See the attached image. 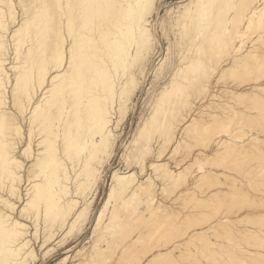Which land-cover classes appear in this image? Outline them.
Returning a JSON list of instances; mask_svg holds the SVG:
<instances>
[{
	"label": "bare ground",
	"instance_id": "obj_1",
	"mask_svg": "<svg viewBox=\"0 0 264 264\" xmlns=\"http://www.w3.org/2000/svg\"><path fill=\"white\" fill-rule=\"evenodd\" d=\"M1 1L2 0H0V3L3 2L2 4L4 5V13L8 14L9 16L14 15L15 13L12 10V7H14L12 6L14 4L13 0ZM34 1L37 2V0ZM34 1H32L31 4L33 8L35 7L33 5L35 4L33 3ZM225 1H222V8L219 6L221 9H218L219 7L211 3L212 0H188L187 6H185L183 10L179 12V18L183 17V20L180 21L177 28L179 40L177 39L178 41L176 43V46L178 44L176 64L170 72L167 81H165L163 86L161 85V90L157 94L146 119L138 127L136 136L132 140L134 143L137 141L140 142V146H137V150L132 156V161L139 164L141 171L145 169V165L147 164L145 161L146 152L148 149H150L151 144L153 146V141H151L152 136L149 135V129L150 127L154 128V126H156L155 129L159 130L158 136L154 137V142H157V144L161 147L163 145L166 146L169 143H171L170 148L174 145H179V143L182 141V138L185 140V136L188 135L189 131L193 130L195 135L192 132V136L194 138L196 137L195 139L202 136L204 137V135L199 136V134L201 135L204 132V128H209L206 130L210 132V135L206 132L210 136L209 137L207 135V139L211 141L210 143H214L213 145L215 148L213 147L211 150H214L212 153L216 152V155L217 153L218 155H229L230 153H233L232 151H234V153L238 152L240 149L245 147L246 143L249 144V142H253V140L257 142H264V135L260 134L261 132H264V112L260 110H257V112L254 111L256 113L250 112L248 110L246 111L244 109L246 108V106H244L246 104L240 100L239 102L237 101V97H239L241 93H246L244 90H249L252 93L250 96L262 103V101H264V79L247 86H244L240 83H235L234 85H225L220 87L224 92L219 94L216 84L220 77H210V73L212 72L211 67L213 65L210 63V53H218L219 50L221 52L220 48L225 51L223 44L228 43V39L230 37V43L232 41L236 49L238 47H236L238 43L235 42L237 37L239 38V42L241 39L243 42L242 36L244 33L246 36L248 34V39L250 38L249 34L252 31L262 28V31H259L257 41L260 39L264 43V24L260 22L264 16V0H248L250 2L243 0V2L245 1L244 4L241 3L242 0H231V2L228 0L230 3ZM23 2L24 1L22 0L20 4L21 6ZM17 3L19 4L20 2ZM41 4L43 5L42 7L40 6ZM223 4L225 5V9L227 8L226 10H223ZM38 5L40 7L38 6L39 8H34L35 12L41 11V13L34 12L33 14H31L34 11L32 6L30 7V9H32L31 12V10L29 11L25 5L27 8L26 11L31 13L26 12L28 13L26 14L25 11H21L22 14L20 12V18H18L19 16L16 18L13 17L16 20L14 23L15 25L11 30L8 31V27L4 25L6 31L8 32L4 31L5 28L3 27V24L0 23V39L3 38L5 34H9L8 36L10 39H12V42H20L22 39H19V36H21V33L24 31L26 32V28L29 31L28 27L30 24H32L30 22H33L34 24H37L38 22L36 25V30L31 31L33 33H39L38 36L33 39H29L30 37L28 36L29 38L25 40L23 39L22 42H20L22 45L25 42L30 43V46L27 45V51L24 50V52H26L24 57L21 56L22 58L20 57V53L18 51L20 44H17L16 42L15 45L13 43L15 45L13 48V53L15 54L12 63L8 67L6 66V57H2L0 54V264H32L35 257V249L30 240V229L28 224L24 221L25 219L30 220L34 225H38L42 220L43 233L42 239L40 240V246L47 244L54 237V235L57 234V231L59 232L61 230L62 233L65 231L64 234H67L75 229H80L85 220L88 219V210L89 207H91L95 191L97 190L96 188L98 181L100 179L102 159H108L112 155L114 148V135L112 133V122L115 116L114 114H116V112H120L127 106V103L129 102L130 97L134 93L135 89L141 85L140 82L142 77H135V73L130 72L124 74L123 77H119L116 75V72L120 69H122L124 72L126 69L130 68L132 65H136L139 62V65L141 66L140 74L141 76L145 75L148 71L147 61L153 54L156 43V40L151 33V21L149 18V15H151L154 10L155 0H41V2L39 0ZM1 7L0 13L3 12ZM25 7L22 9H26ZM2 18L3 16H1V20ZM235 21H239V24H236ZM259 23L262 24L260 27L258 26ZM235 25H239L237 26L238 28L235 27ZM31 27H35V25ZM31 27L30 29H35ZM50 29L53 30L52 32L54 33V36L51 34L53 37H50V40L54 39V42L55 40L56 42L59 40V45L61 42H63V45L61 43V47L58 48L62 49L63 47L66 53L63 50L59 51L58 48H55L59 51L57 52L58 55L53 53L51 56L49 54L50 57H43L44 52L47 50V47L45 50V46L43 45H46V43L49 42L47 41L45 43V39L47 40L46 34L51 33ZM232 30L235 31L232 32ZM46 31L49 32L46 33ZM59 32L61 37L60 35L58 36ZM229 33L231 34L230 37L228 36L230 35ZM32 37L34 36H31V38ZM54 42L49 43H52V45L50 44L52 47H57L58 44ZM256 42L251 41L250 45L247 46L246 49H248V52L245 51L247 56H245V53L243 55L244 51L239 50L238 48L237 49L239 51L236 49L237 53L239 52L238 55L235 52L236 50L233 51L235 52L233 58L236 55V57H238L239 54H241L240 52H242L241 55L245 57H243V61L238 62L236 65L237 68L242 67L246 63L248 64L250 61H256L255 63L260 60L262 61L261 58H263V55H259L256 52ZM38 44H43L40 45V47L43 46L41 48L38 46L42 51L40 50V52L32 54L33 47L36 48ZM231 44H229V46L226 44L227 48H229ZM132 45L133 49L131 51L129 49ZM240 45L243 46L241 42ZM219 46L220 48H218ZM5 47L7 49V46L3 45L2 47L0 44L1 52H3L2 48ZM49 47L50 46L48 45V48ZM215 48L218 49L215 50ZM6 49L5 52H7ZM213 50L214 52H212ZM35 51H37V49ZM54 51L56 53V50ZM164 52L165 49L163 46H161V54L159 56L160 58L158 57L159 59L163 57L165 54ZM226 52L228 51H225V54ZM214 56H212V58H214ZM216 57L217 56H215V58ZM238 58L236 60H238ZM241 58L239 59L242 60L243 58ZM257 58H259V60H256ZM27 59L31 60V63L28 61L29 64H27ZM231 60L232 62L235 61V59ZM230 61L224 68L225 71L228 67L230 69V66H233L230 70L231 72L233 68L234 71L236 70L234 67L235 65H233V63ZM235 62L237 63V61ZM209 63L211 64V67L209 66ZM261 63L258 62L257 65L260 66ZM249 66L251 65L249 64ZM254 66L253 69L250 68L251 70H249V72L254 70ZM8 68L14 71V82L11 88V101L16 113L10 112V110H8L7 103H5L7 101H4L7 99L6 87L9 81ZM246 68L248 69V66H246ZM192 69L194 74H192ZM244 69L245 68H243V70ZM247 69L243 72H246ZM221 70L218 71L225 72L224 70ZM257 70L259 71V68ZM189 71H191V73L188 75ZM26 72H31V74H26ZM22 74L25 77H21ZM252 78H254V76ZM252 78H250V81H252ZM258 78L261 77L259 76ZM189 93H192L195 97L202 96L206 98L204 100L203 107L198 108L197 110L193 109L188 118L182 122L186 116V113H188L190 110L191 105V103L189 104L182 97L183 95L187 96ZM174 94H176V97H170L174 96ZM243 96L244 95H241V97ZM251 105L249 106L251 107ZM253 107H251L252 109L249 110H253ZM161 111H163V113L160 114ZM182 111H185L184 114H182ZM14 118H18L17 121L14 120ZM254 118L257 120V123L254 121ZM250 120L256 123V127L252 126V128H250L248 125L251 130L242 131V133L244 132L243 135L242 133L240 135L242 143L236 144V138L239 136L238 132L244 130L242 125L246 121L251 122ZM219 126L224 127L222 128L224 130L223 133H219L221 131L218 132L215 130V127L217 129ZM170 151L171 150L168 151V156L172 154ZM241 151L242 150H240V152ZM262 153H264V151ZM160 155V150L155 151L154 156L156 158L150 160L148 165L149 169H151L155 176H151V174H144L142 177L137 178V174L134 170H129L126 172L114 170L111 175L110 185L102 202L101 208H99L95 214L92 226L93 232L96 230V227L103 218L106 207L109 204L111 198L115 195L118 198V195L126 193L124 200L135 196L140 197L143 195L142 197L138 198L140 201L138 204H143L145 208L149 207L151 204H162L159 203L161 202L160 198L156 197L157 195H155V192L157 191L155 190V178L157 180H161V185L163 187L164 183L167 181L175 182V180L178 178L177 175L179 174L180 170L176 168V164L173 165V169L169 167L165 168L167 162L160 160L158 158ZM201 155L206 154L203 151H198L197 153L192 154V160L199 158ZM222 159L224 160V158ZM228 162L231 161L229 160ZM221 163L219 162V164ZM163 166L164 170L158 171L159 168H162ZM219 166L220 165H218V167ZM226 166L227 165H225L224 168H226ZM218 167L216 166V168ZM253 169L255 168L253 167ZM226 170H228V168ZM232 170L235 172V169ZM239 171L240 170L238 169L237 172L236 169L237 175ZM248 171L252 172L251 169L247 170V172ZM258 171H261V169H258ZM213 172L214 171H211L209 173ZM241 172H243V170ZM254 172L255 170H253V173ZM220 173L222 177L223 174L222 172ZM250 174L252 175V173ZM206 175L208 174L202 173L199 176L197 180L202 181V183L199 185H197L199 181L195 180L197 176H194L195 179L192 180V182L189 181L190 183L188 182L186 184L187 186L182 189V193L185 192L187 194V192H190L189 190L191 189V184L193 192L197 186L201 188L202 191L201 193H197L198 195L205 193L207 191L206 189L208 188V185L206 183L204 184ZM212 175L214 177V174ZM165 176L166 179L164 178ZM227 176L229 177L231 175ZM211 177H209V179ZM232 177L233 176H231V179ZM162 179L164 181H162ZM214 180H216L215 177ZM217 180L216 181L219 182V179ZM232 180L236 181L234 177ZM258 183L262 185L261 182ZM232 185L234 186V184ZM238 190L239 188L236 190L237 193H235H239L241 195V189L239 192ZM226 193L228 194L229 192ZM192 194L194 195V193ZM214 195L217 198L218 194ZM165 196L167 195L165 194ZM188 197L190 198V196ZM175 198H177V196L171 197L172 202L175 200ZM212 198H214L213 195ZM212 198L209 196V199L204 198L206 199L204 201L210 200ZM199 201H201V198ZM199 201L197 200L195 203H200L203 205L204 201ZM18 202H20V206ZM207 202L206 204H211L213 201L210 200L209 203ZM223 204L224 203H222V205ZM199 206L200 205H198V207ZM18 207L20 208L18 209ZM15 213L18 214L15 215ZM214 213H216V211ZM243 215H241V217ZM247 216V218H251L252 215ZM117 217V211L113 212V209H111L108 217L109 227ZM257 217L255 216L254 218ZM259 218H261V216ZM228 219L229 218L226 217V219H222V222H226ZM236 220L237 218H235V221ZM238 221L239 223L241 222L239 219ZM245 221H248V219ZM258 222L260 223V221ZM230 223L232 224V222H229V224L227 223V226H231ZM193 224L194 226L198 225L197 222H194ZM217 224L215 223L214 225ZM242 224L243 225L241 226L244 227V223ZM214 225H211L208 228H201L200 231L193 229L192 234L195 236L196 234H201L203 231L206 232L208 229H213V232L215 231V228H213ZM219 226L222 227L220 223ZM221 227L220 229H225V225L224 228ZM235 227H233V231H235ZM130 229L127 228L128 231ZM216 229L219 231L218 226ZM236 229L238 230V228ZM239 231L240 230L237 232ZM245 231L246 229H243L244 233ZM214 233L215 235L218 234V232ZM247 233L249 234V232ZM247 233L244 234V238L246 236L249 238ZM253 233L249 235L252 236ZM242 235L243 234L241 233V237H243ZM255 236L257 240V236L259 235L256 234ZM254 238L253 240H255ZM200 239L204 240V238ZM96 245L97 244H93L91 251L88 253L89 256L86 257L84 261H82L83 263H86V261L90 262V260H93L94 255L98 254L97 252L102 251L100 245ZM154 247H156V245H154ZM173 247L175 249L176 245L172 246L170 249H173ZM258 247L260 248V246L257 245V248ZM78 251L79 250H76L75 253H73V257L76 255V253H78ZM164 251L165 250L161 249L155 250L148 257L146 256L147 258L143 264L152 263L154 260L152 258L154 257L155 262L153 263H156V256H160L161 254L165 255L168 250L166 252ZM244 251L243 252L247 255L253 253L251 250L247 249ZM239 252L241 253V250ZM207 253L209 254V252ZM254 253L257 254L250 257L251 263L260 264V259L258 258H260L261 253L256 251ZM68 255L69 254L62 257L59 263L64 262ZM262 258L263 257H261V259ZM159 259H161V256L158 258L157 262H159ZM232 259L233 258H231V261ZM227 262L228 261L224 263ZM246 263L248 262L246 261Z\"/></svg>",
	"mask_w": 264,
	"mask_h": 264
},
{
	"label": "rangeland",
	"instance_id": "obj_2",
	"mask_svg": "<svg viewBox=\"0 0 264 264\" xmlns=\"http://www.w3.org/2000/svg\"><path fill=\"white\" fill-rule=\"evenodd\" d=\"M16 1L20 2V3L18 4ZM23 1H24L23 2L24 7L26 5L28 10L29 11L31 10V12H32V9H30V7L32 6L31 5L32 1H34V0H23ZM222 1H225V0H212L211 3L213 5H216L217 7L220 6L222 8V6H221ZM226 1L228 3L231 2V0H229L230 2L228 0H226ZM245 1H248V0H245ZM245 1L243 2V0H242L241 3L244 4ZM21 2H22V0L21 1L13 0L14 4L12 6H14V7H12V10L14 11L15 14L13 13L14 15H12V16H9L8 14L4 13L5 11H4V5L2 4L3 2L0 3V7L2 6L1 8L3 9V12L1 11L2 13H0V15L3 16V18H2L3 21L1 20V16H0V23L3 24V27H4V25L6 27H8V31L11 30L15 25L14 23H15L16 19H14V18H16L17 16H19L18 18H20V12L21 11H25V13L26 12L31 13L29 11H26L27 10L26 7H25L26 9H22L24 7H23V4H22V6L20 5ZM37 2L39 3V0H37ZM37 2H35V1L33 2V3H35V4H33L35 6L34 7L35 9L39 8L40 6L41 7L43 6L42 4L39 6ZM40 2H41V0H40ZM248 2H250V1H248ZM187 4H188V0H155L154 10L151 13V15H149V18L151 21V26H150L151 33H152V36L155 38L156 43L154 46V52L147 61L148 71L146 72L145 75L141 76V74H140L141 66L139 65V62H138L136 65H132L130 68L126 69L124 72L122 69H120L116 72V75L119 77H123L124 74H126V73H130V72L135 73V77H137V78L142 77L141 82H140L141 85H140V87H137L135 89L134 93L130 97V100L128 102L129 104L127 103V106L125 108H123V110H121L120 112H116V114H114L115 116H114L113 122H112V126H113L112 127V133L114 135V138H113V147L114 148H113L112 155L108 158L109 160L106 158L102 159V162H101L102 166L100 168L101 169L100 179L98 181V185L96 188L97 190L95 191V195L93 197L91 207H89V210H88V219L85 220V222L82 224L80 229H75L70 233L64 234L65 231L63 233L61 232V230L59 232L57 231V234L54 235V237L47 244L42 245V246H40V240L42 239V233H43L42 220L38 225H34L30 220L25 219L24 221L28 224L29 229H30L31 235L29 237H30V240H31L32 244L34 245V249H35V257L33 259L32 264H57V263L58 264H75V263L76 264H95V263L96 264H122V262H123V264H135V263L136 264H143V262L146 260V258L152 252H154L157 249L165 250L164 252H166L167 250L168 251L166 252L165 255L164 254L160 255L161 259H159V262H157V260H158V258H160V256H156L157 257L156 263H153V262H155V257L152 258V259H154L153 262L151 261L153 264H194V262L198 261V260H203L204 264H209V261H211L212 264H218V263L219 264H227L228 262H229L228 264H234V263L235 264L236 263H238V264H242V263L243 264H248V263L252 264L250 257L257 254V253H254L255 251L261 253L260 258H258V259H260V264H264V259H263L264 258V250H263L264 249V241H263L264 240V236H263L264 235V222H263L264 221V202H263L264 201V159H262V158H264V155H263L264 153H262L264 151V142H257L255 140H253V142L255 141L254 143L249 142V144H247L246 143L247 141H246V142H244V143H246L245 147H243V149H240L242 151L240 152V150H239L238 151L239 153L238 152L234 153V151H232L233 153H230L232 155H230V154L229 155H223V154L218 155V153L216 155L215 154L216 152L212 153V152H214V150H211L214 147V145H213L214 143L213 144L210 143L211 141H209L207 139V135L208 134L210 135V132H208L206 130L209 128H204V132L201 135L199 134V136L204 135V137L203 136L198 137L197 139H195L196 137L194 138L192 136L193 134L195 135L194 130L189 131L188 135L185 136V140L182 138V141L179 143V145H177V146L174 145L175 147L173 146L170 148L171 143H169L166 146L163 145L161 147L160 145L157 144V142H154V137L158 136V134H159V130L155 129L156 126H154V128L150 127V129H149V135L152 136L151 141H153V146H152V144H151L152 142H151L150 143L151 147L146 152V155H145L146 160L145 161L147 164L145 165V169L143 171H141L139 164L132 161L133 160L132 156L135 154V152L137 150V146L138 147L140 146L139 141L134 143L132 140L136 136L138 127L146 119V117H147V115H148V113H149V111H150V109H151V107H152V105L156 99L157 94L161 90V87L164 85L165 81H167L170 72L172 71L174 65L176 64L177 51H178V49H177L178 44L176 46V43L179 40L178 39L179 33L177 31V28H178V24L180 23V21L183 20V17L179 18V14H180L179 12L182 11L183 8L185 6H187ZM224 4H223V6H224L223 10H226L227 8L225 9ZM36 5H37V7H36ZM161 6H163V7H161ZM220 7L218 9H221ZM32 8H33V6H32ZM35 9L31 14H33L35 12ZM41 10H42V8H41ZM36 11H38V10H36ZM28 13H26V14H28ZM35 13H41V11L35 12ZM21 14H22V12H21ZM31 14H29V15H31ZM10 18H11V20H10ZM37 19H39V18H37ZM57 19H58V17H57ZM11 21H13V22H11ZM235 22H236V24H239V21H235ZM260 22L262 24H264L263 23L264 22V16H263L262 21H260ZM30 23H32L33 25L30 24V26L28 27L29 31L26 28V32L24 31L23 33H21V36H19V39L25 40L29 37H30L29 39H33V38L38 36L39 33L35 32L36 33L35 34L32 32L33 30H36V28H37L36 25L38 24V22H37V24H34L33 22H30ZM257 24H258V22H257ZM262 24L259 23L258 26L260 27V25H262ZM34 25H35V27H31ZM237 26H239V25H235V27H237ZM30 27L35 28V29H30ZM22 30H24V29H22ZM4 31H6V28ZM8 31H6V32H8ZM52 31L53 30H51V29H50L51 33H47L49 31H46L47 40L45 39V43L47 41L54 42L53 41L54 39L50 40L54 36V33ZM233 31H235V30H232V32ZM259 31H262V28H260V29L258 28V29H255L254 31H252L253 33L251 32L252 34L251 33L249 34L250 38H248V39H247L248 34L246 36V34L244 33L245 37H244V35L242 36L243 42L241 41L242 39L240 40V42H241V44H243V46L240 45L238 37L235 39V42H237L239 44V45L237 44L236 47L238 46L237 48L239 50L244 51L243 55L245 53V56H247L246 52H248V49H246V48L248 45H250L251 41H255V42L257 41ZM248 32H249V30H248ZM24 33H27V34H24ZM8 35L9 34H5V36L3 38H1L2 40L0 39L1 40L0 41L1 46L2 47H3V45L7 46V49H6V47L2 48V51L5 54L3 52H1V50H0V54L2 55V57H6V66L7 67L13 61L14 54H15V53H13V48L15 47L16 42H17V44L19 43L20 45H22V43H20V42H22V40L20 42L19 41L12 42V39H10V37ZM59 35H60V32H59L58 36ZM24 36H25V38H24ZM31 36H34V37L31 38ZM228 36L230 37L231 34ZM228 36H227V39H228ZM60 37H61V35H60ZM230 38L228 39V43L223 44V48L225 49V51H228V52H226V54H225V51L222 48H220V46L218 48L221 49L222 53L220 52V50H219V52L216 51L218 53H212L211 54L209 52L211 55V57L209 55V57L211 58V60H210L211 62L210 61L209 62L211 64H213L211 67V64L209 63L210 64L209 66L211 67V70H212V72L210 70V72H211L210 77H213V78L214 77H220L219 78L220 81L218 80V82L216 84V87L218 88L217 90H218L219 94H222L224 92L220 88L222 86L234 85L235 83H240V84H243L244 86L245 85L247 86L249 84H252L254 82H259L262 79H264V47H263L264 43L260 39H259V41L256 42L257 43L256 52L259 55H263V58L260 57L262 59V61L261 60L258 61L260 63L262 62L260 64V66L257 65L258 62L255 63L256 61L255 62L250 61V62H248V64L246 63L247 65L245 64L242 67L238 66L239 68H237L236 65L238 64V62L243 61L245 57L243 55H241L242 52H240L241 54H239V56H238L239 58L244 57L243 59L241 58L242 60H240L238 57H236L239 52L237 53L238 49L237 48H236L237 50L235 49L233 42L231 41V43L233 45L230 43V40H231ZM157 41H159L160 43ZM49 42H47L46 45ZM54 43L58 44L59 40H57V42L55 40ZM61 43L63 45V42H61ZM61 43H60V45L58 44L57 47H52L51 46L52 43H49L48 44L50 46L49 48H48V45L46 46L45 44L44 45L38 44L36 46V48L33 47L32 54L33 53L36 54V53L40 52V50H41V49H39L40 45L45 46L44 47L45 50L47 47V50L46 51L44 50L45 52H44L43 57H50L53 53L58 55L57 52L62 51V50L66 53V51L64 50L63 47H62V49L58 48V47H61ZM226 44L228 46H229V44H231V46L229 48H227ZM20 45L18 47V49H19L18 51L20 53V57L21 56L24 57L25 56L24 54L27 51L26 50L27 45L30 46V43L25 42L22 46H20ZM133 45L130 47L129 50L132 51ZM43 46H41V47H43ZM161 46H163V48L165 49V52H164L165 54L163 55V57L161 59H159L160 58L159 56L161 54ZM233 47H234V49H233ZM55 48H58L59 51ZM218 48H215V50H217ZM5 49L7 52H5ZM36 49H37V51H35ZM24 50H26V51L24 52ZM54 50H56V53ZM234 50H236L235 52L237 55L234 56V58H233V55H235V52H233ZM212 52H214V50ZM6 54H7V56H6ZM49 54H50V56H49ZM59 54H61V53H59ZM214 55L217 57L215 58ZM212 56H214L215 59L212 58ZM209 57H208V59H209ZM237 58H238V60H236ZM231 59H235V61H237V63L235 61L232 62ZM246 59H247V57H246ZM256 60H259V58H257ZM28 61L31 63V60L27 59V64H29ZM229 61L232 62L233 65H235L234 66L236 69L235 71H234V68H233L232 72L230 71L233 66L232 67L230 66V69H229V67L226 68V71L224 70V68L226 67V65L228 64ZM252 62H253V64H252ZM234 63H236V64H234ZM249 64L251 66H249ZM254 65L258 66L260 72L257 70L258 69L257 66H254ZM213 66L215 67V69ZM246 66H248V69L246 68ZM253 66H254V70L249 72V70H251L250 68L253 69ZM243 68H245L244 70L247 69L248 72L247 71L243 72L244 71ZM260 68H262V69H260ZM221 69L224 70L225 72H223ZM218 70L219 71L221 70L222 72H219ZM233 71H234V74H233ZM13 72H14L13 70L8 68L9 81H8L7 87H6L7 99L4 101H7L5 103H7V105H8V110H10V112H12V113H16L15 108L12 106V101H11L12 100L11 88H12V84L14 82L13 81V77H14ZM217 72H219V73H217ZM258 72H259V74H258ZM189 73H191V71L188 72V75H189ZM26 74H31V72H29V73L26 72ZM192 74H194L193 69H192ZM217 74H218V76H217ZM24 75H25V73H24ZM24 75L22 74L21 77H25ZM253 76H254V78H252ZM259 76L261 78H258ZM250 78H252L251 79L252 81H250ZM244 91H246V93H245L246 95L244 93H241V95H244V96L241 97V95H240L239 97H237L238 102L240 100L244 104H246V105L243 104L244 106H246V108H244V107L243 108L246 111L248 110L250 112H254V111L257 112V110L264 112V101H262V103H260L258 100H256L255 98L253 99L250 96V94H252V93L249 90H244ZM191 94L192 93H189V94H187V96L183 95V97H182L189 104L191 103L190 110L188 111V113H186V116L184 117L182 122L186 118H188L189 114L192 113L193 109L197 110L198 108H202L203 104H204V100L206 98V97H202V96L195 97L193 94L192 95ZM170 97L174 98V97H176V94H174V96H170ZM241 98H242V100H241ZM255 102L256 103L259 102L260 104L259 103L256 104ZM249 103H251L252 105ZM240 104H241V102H240ZM253 104H254V107H253ZM262 104H263V106H262ZM249 105H251V107H253V110H249V109H252ZM261 108H263V109H261ZM165 110H167V109H165ZM182 112H183L182 114H184L185 111H182ZM256 112H254V113H256ZM161 113H163V111H161L160 114ZM17 119L18 118H14V120H16V121H17ZM252 121H253V118H252ZM252 121L251 122H248V121L244 122V124L242 125L244 130H241L238 132L239 140H238V138H236V144L242 143V140L240 139L241 138L240 135H241L242 131H245V130L249 131V130H251L250 128H252V126L256 127V123H257L256 121L257 120H255V118H254V121L256 123L252 122ZM248 125L250 126V128ZM178 126H177V128H178ZM177 128H176V131H177ZM222 128H224V127L219 126V128H217V129L215 127V130H217L218 132L221 131L219 133H223L224 130ZM192 132H193V134H192ZM243 134H244V132L242 133V135ZM260 134L264 135V132H261ZM126 144H128V145H126ZM203 147H205V148H203ZM157 150L161 151V155L158 158L164 162H167L165 165V168L169 167V168L173 169L174 168L173 165L176 164V168L178 170H180L179 174L177 175L178 178L175 180V182H177V183L167 181L164 183V186L162 187L161 180L160 179L157 180L155 178V183H156L155 184V190H157L155 192V195H157L156 197L160 198L161 202H159V203H162V204H160V205H152L151 204L149 207L145 208L143 204H138L140 202L138 200V198L142 197L143 195L140 197L135 196V197L128 198L125 200H124V197H125L126 193L118 195V198L115 195L111 198L109 204L106 207L105 214H104L103 218L101 219L98 226L96 227V230L93 232L92 226H93L95 214L99 210V208H101L102 202H103V200L107 194V191H108V188L110 185L111 175L114 172V170H117L119 172H126L129 170H134L137 174V178L142 177L144 174H151V176H155L153 174V172L151 171V169H149L148 165H149L150 160H153L154 158H156L154 156V154H155V151H157ZM169 150H171L170 152H172V154L170 156H168ZM243 150H245V151H243ZM257 150L258 151L261 150V151L258 152ZM198 151H203L206 155H201V156H199V158L192 160V154L197 153ZM214 154H215V156H214ZM238 155H240V156H238ZM222 158H224V160ZM233 158H234V160H233ZM236 158H238V159H236ZM126 159H128V160H126ZM229 160L231 162H228ZM24 161H25V159H24ZM217 161H219L220 163L222 161V163L219 164V162H217ZM233 161H234V163H233ZM177 162H178V164H177ZM235 162H237V163H235ZM191 163H192V165H191ZM257 163H258V165H257ZM214 164H216V165H214ZM218 165H220V166L218 167ZM225 165H227L226 168H224ZM216 166L219 169L216 168ZM250 167H252V168H250ZM253 167L255 169H253ZM227 168H228V170H226ZM249 168L252 170V172L251 171L247 172V170H250ZM232 169H235V172ZM236 169H237V172H238V169L240 170L238 175L236 173ZM258 169L259 170L261 169V171H258ZM161 170H164V166L162 168H159L158 171H161ZM210 170L214 171V172L209 173V172H211ZM242 170H243V172H241ZM253 170H255L254 173H253ZM181 171H182V173H181ZM220 172H222L223 178L221 177ZM202 173L208 174V175H206V179H204V184L206 183L208 185V188L205 187V188H207L206 189L207 191L205 193L198 195L197 193L202 192L201 188L196 186L197 188L195 187V190L193 192L192 191V184H191L190 185L191 189L189 190L190 192H187V194L185 192L182 193V191H183L182 189H184V187L187 186L186 184L189 181L192 182V180L195 179L194 176L195 177L197 176V178L195 179V180H197ZM245 173H249V174H245ZM250 173H252V175ZM212 174H214V177L216 178V180L219 179V182H217L218 180L217 181L214 180V177ZM215 174H216V176H215ZM226 174L233 176L236 179V181H233L232 180L233 177L231 179V176L228 177ZM239 175H240V177H239ZM179 176H180V178H179ZM209 177H211L213 179L210 178L211 179L210 180ZM164 178L166 179V176ZM182 179H184V180H182ZM247 179L249 181L251 179H253L250 182H252V181H254V182L250 183ZM256 180H258V181H256ZM162 181H164V180L162 179ZM197 181H199L197 183V185L202 183L201 180H197ZM258 182H261L263 187ZM232 184H234V186ZM231 186H232V188H231ZM198 188H199V190H198ZM238 188H239L238 192L241 189V191H240L241 195L239 193L236 194L237 193L236 190ZM225 191L229 192V193L227 194ZM211 192H213V193H211ZM188 193H189V195H188ZM192 193H194V195ZM165 194L167 196H165ZM214 194H216V195L218 194L217 198L215 197ZM233 194L236 196H234ZM184 195H186V196H184ZM212 195L214 198H212ZM242 195L246 196V197H243ZM176 196H177V198H175V200L172 202L171 197H176ZM188 196H190V198ZM209 196L212 198L210 200L213 201V202H211V204L209 203L210 200H207L208 202L204 201L206 199H209ZM203 197L206 199H204ZM247 197H248V199H247ZM200 198H201V201H199ZM197 200L199 202L204 201L203 205H201L200 203H195V201H197ZM250 200H252V201H250ZM257 200L260 202H258ZM219 201L224 203V204L222 205V203H220ZM234 201L236 202V204ZM206 202L209 204H206ZM249 203L251 205L253 203V205L251 206ZM18 204L20 206V202H18ZM259 204H261V205H259ZM262 204H263V206H262ZM198 205H200V206L198 207ZM160 206H166V207H160ZM195 207H197V208H195ZM201 207H203V208H201ZM19 208L20 207H18V209ZM111 209H113V212L117 211L118 217L116 219H114V221L110 224V227H109V224H108L109 218L108 217H109ZM215 211H216V213H214ZM221 212H222V215H221ZM224 213H225V215H224ZM17 214L18 213H15V215H17ZM163 214H166V215H163ZM243 214L246 216H244ZM241 215H243L245 217V219L243 216L241 217ZM247 215H249V216L252 215L251 216L252 219L250 217L247 218L248 217ZM254 215L256 217L257 216L258 217L254 218L255 217ZM260 216H261V218H259ZM226 217L229 218L228 221L232 222L233 225L230 223L231 226L230 225L227 226V223L229 224L228 221L222 222V219H226ZM231 218H232V220H231ZM235 218H237V220H236L237 223H239L238 219L241 221L239 223L240 225L239 224L236 225L237 223L235 221ZM247 219H248V221H245ZM257 219H258V221H260L261 224L257 221ZM186 220H187V222H186ZM194 222L195 223L197 222L198 225L194 226V224H193ZM215 223L216 224L218 223V224L214 225ZM219 223L222 225V227L219 226ZM242 223H244V227L241 226V225H243ZM252 223H254L255 225L254 224L251 225ZM192 224H193V226H192ZM211 225H214L213 228H215V231L212 232L213 229H208V230H206V232L203 231L201 234H196L195 236H194V234H192L193 229H197L200 231L201 228H208ZM224 225H225L226 230L220 229V227L224 228ZM184 226H186V227H184ZM217 226L219 228V231H218V229H216ZM130 227H131V229H130ZM228 227H229V230H228ZM233 227H235L234 228L235 231H233ZM35 228H36V231H35ZM127 228L130 230L128 231ZM236 228H238V230H240L239 231L240 233L237 232L238 230ZM243 229L244 230L246 229V231L249 232V234H251L255 231L256 233L254 232L253 233L254 235L252 234L253 238L255 237L254 238L255 240H253L252 236L249 235L245 231V233H247L249 236V238H248L246 236L247 234L245 235L247 237V238L245 237L246 241L248 239V241L250 243L248 241L246 242L245 238H244L245 233L243 232ZM224 230H225V232H224ZM259 230H260V232H259ZM34 231H35V233L33 234ZM226 231H227V233H226ZM214 232H216V233L218 232V234L215 235ZM180 233H181V235H180ZM208 233H211V234H208ZM212 233H214V234H212ZM228 233H231V234H228ZM241 233L243 234L242 235L243 237H241ZM256 234L259 235V236H257V240H256V236H255ZM200 238H202V239L204 238V240L205 239L206 240L204 241V240H201ZM260 242H263V243H260ZM237 243H239V244H237ZM246 243H248V244H246ZM251 243H252V245L253 244L254 245L252 246ZM93 244L100 245V247L102 248V251L97 252L98 254H95L93 257V260H90V262L86 261V263H83L82 261H84V259L89 256L88 253L91 251ZM154 245H156V247H154ZM174 245H176V247L178 246L179 248L177 247L178 248L177 249L175 247V249H174V247H173V249H170ZM248 245H250V246H248ZM257 245L260 246V248L259 247L257 248ZM206 247L208 250L206 249ZM261 247H263V248H261ZM245 249L251 250L253 253L250 255L249 254L247 255L244 253ZM76 250H79V251L73 257V253H75ZM240 250H241V253L244 251L242 253V255L239 252ZM207 252H209V254L211 256ZM67 254H69V255L66 257L64 262L59 263L61 258L66 256ZM217 254H218V256H217ZM234 257H238V258H234ZM261 257H263V258L261 259ZM106 258H107V260H106ZM231 258H233L232 261H231ZM235 259H236V261H235ZM226 261H228V262L224 263ZM246 261L248 263H246ZM152 263H149V264H152Z\"/></svg>",
	"mask_w": 264,
	"mask_h": 264
},
{
	"label": "snow or ice",
	"instance_id": "obj_3",
	"mask_svg": "<svg viewBox=\"0 0 264 264\" xmlns=\"http://www.w3.org/2000/svg\"><path fill=\"white\" fill-rule=\"evenodd\" d=\"M163 7V6H161ZM194 264H204V261L203 260H198V261H195ZM209 264H212L211 261H209Z\"/></svg>",
	"mask_w": 264,
	"mask_h": 264
}]
</instances>
